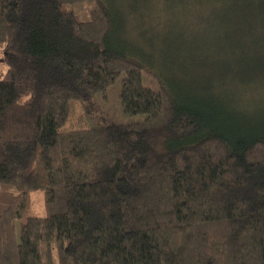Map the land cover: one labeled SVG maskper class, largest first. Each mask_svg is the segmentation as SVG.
I'll return each instance as SVG.
<instances>
[{
	"label": "trees",
	"instance_id": "1",
	"mask_svg": "<svg viewBox=\"0 0 264 264\" xmlns=\"http://www.w3.org/2000/svg\"><path fill=\"white\" fill-rule=\"evenodd\" d=\"M243 9L213 20L240 78L182 94L113 46L109 0H0V264H264V11ZM122 73L141 120L64 129Z\"/></svg>",
	"mask_w": 264,
	"mask_h": 264
},
{
	"label": "rangeland",
	"instance_id": "2",
	"mask_svg": "<svg viewBox=\"0 0 264 264\" xmlns=\"http://www.w3.org/2000/svg\"><path fill=\"white\" fill-rule=\"evenodd\" d=\"M246 1H251L256 13L264 11L259 0H109L114 16L113 46L135 57L147 79L160 77L182 94L190 93L188 84L197 76L219 89L221 82L240 78L241 65L228 62L231 47L224 38L226 26L221 23L215 28L213 20L218 18L220 23L235 11L241 15ZM7 70L5 44L0 43V79ZM125 75L92 104L72 101L64 129L141 120V116L128 117L122 112L120 92ZM27 215L48 216L42 190L32 192Z\"/></svg>",
	"mask_w": 264,
	"mask_h": 264
}]
</instances>
